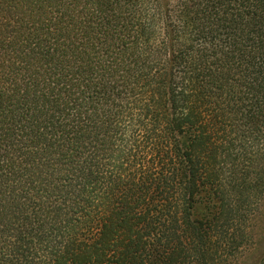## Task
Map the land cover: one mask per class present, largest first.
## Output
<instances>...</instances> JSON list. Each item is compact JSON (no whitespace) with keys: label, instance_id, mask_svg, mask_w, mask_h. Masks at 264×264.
<instances>
[{"label":"trees","instance_id":"obj_1","mask_svg":"<svg viewBox=\"0 0 264 264\" xmlns=\"http://www.w3.org/2000/svg\"><path fill=\"white\" fill-rule=\"evenodd\" d=\"M263 198L264 0H0V264H241Z\"/></svg>","mask_w":264,"mask_h":264},{"label":"rangeland","instance_id":"obj_2","mask_svg":"<svg viewBox=\"0 0 264 264\" xmlns=\"http://www.w3.org/2000/svg\"><path fill=\"white\" fill-rule=\"evenodd\" d=\"M253 242L245 249L241 257V264H257L259 258L264 255V198L259 211L253 219Z\"/></svg>","mask_w":264,"mask_h":264}]
</instances>
